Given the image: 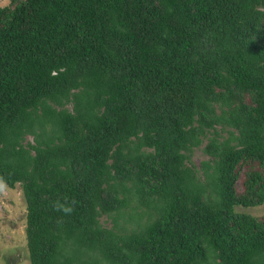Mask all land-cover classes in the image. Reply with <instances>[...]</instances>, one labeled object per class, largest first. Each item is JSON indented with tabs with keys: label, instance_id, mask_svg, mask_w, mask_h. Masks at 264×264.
Wrapping results in <instances>:
<instances>
[{
	"label": "trees",
	"instance_id": "1",
	"mask_svg": "<svg viewBox=\"0 0 264 264\" xmlns=\"http://www.w3.org/2000/svg\"><path fill=\"white\" fill-rule=\"evenodd\" d=\"M0 180L29 264H264V0L0 4Z\"/></svg>",
	"mask_w": 264,
	"mask_h": 264
},
{
	"label": "rangeland",
	"instance_id": "2",
	"mask_svg": "<svg viewBox=\"0 0 264 264\" xmlns=\"http://www.w3.org/2000/svg\"><path fill=\"white\" fill-rule=\"evenodd\" d=\"M7 1L0 0V4ZM71 105L70 101L65 104L68 108H71ZM29 137L27 135V138ZM204 141L205 139L189 151L188 164L198 166L199 161L206 158V154L201 150ZM236 188H241L240 177L237 179ZM131 202L134 201L131 199ZM141 208L139 205L137 210ZM24 209V198L19 184L10 187L3 183L0 187V264H29L24 236ZM235 209L264 220V202L251 206H235ZM98 220L103 226L111 225V219L105 214L100 215ZM123 224L127 228L135 227V224L130 222Z\"/></svg>",
	"mask_w": 264,
	"mask_h": 264
},
{
	"label": "clouds",
	"instance_id": "3",
	"mask_svg": "<svg viewBox=\"0 0 264 264\" xmlns=\"http://www.w3.org/2000/svg\"><path fill=\"white\" fill-rule=\"evenodd\" d=\"M2 186H3V181L0 180V187ZM55 207L57 210L63 211L65 213H70L72 211V208L67 205L57 204Z\"/></svg>",
	"mask_w": 264,
	"mask_h": 264
}]
</instances>
